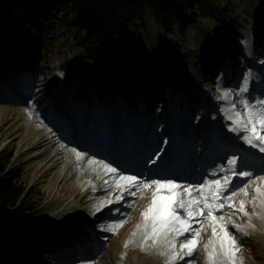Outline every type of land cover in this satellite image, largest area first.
Masks as SVG:
<instances>
[{"label": "rangeland", "instance_id": "rangeland-1", "mask_svg": "<svg viewBox=\"0 0 264 264\" xmlns=\"http://www.w3.org/2000/svg\"><path fill=\"white\" fill-rule=\"evenodd\" d=\"M43 2L46 0H37L34 4L37 6L38 3L42 8ZM48 6L50 0L45 9ZM58 22L63 23V18ZM3 25L12 32L20 46L17 51L14 50L16 46L0 47V148L11 150L14 155L12 163L21 171V181L37 197V207L32 218L20 222L19 233L9 238V244L0 246L4 250L0 253V264H73L70 194L66 193L70 182L58 184L54 179L55 175L57 179L60 177L65 165L55 170L51 177H44L46 168L38 169L43 163L38 156L44 149H31L38 132L41 129L52 130L49 125H53L48 116L40 118V113L46 110L40 112L35 103L37 89L48 88L46 93L49 95L62 85V90L66 91L65 67H61L65 63L64 24L51 32L53 24L45 26L44 40L34 29L10 23L4 18ZM19 58L24 60L21 64L24 68L19 67L15 71L17 68L12 66V62ZM19 71L26 74L25 82L16 81L21 77ZM26 87L33 90V97L23 98L21 91ZM45 101L43 97L41 103ZM44 121L50 124L46 125ZM19 126H23L21 132L17 131ZM57 126L52 134H58ZM66 202L69 204L61 212Z\"/></svg>", "mask_w": 264, "mask_h": 264}, {"label": "snow or ice", "instance_id": "snow-or-ice-1", "mask_svg": "<svg viewBox=\"0 0 264 264\" xmlns=\"http://www.w3.org/2000/svg\"><path fill=\"white\" fill-rule=\"evenodd\" d=\"M264 63V61H262ZM250 73H245L244 83L241 84L239 91L241 93L247 92V80ZM228 91L225 90V95L222 99H228ZM220 99V98H218ZM242 105L247 113L246 116H242L239 111H235V104L231 105L234 111V123L237 128L247 132V136L241 137L249 145L257 147L260 152H264V99L257 98L255 103H250L246 98L242 100ZM257 125H259V131H257ZM236 131V128L232 129ZM167 143V141H165ZM153 158L150 163H155L156 159ZM77 159H81V154L77 153ZM227 163L231 166L236 165V158H230ZM105 169L111 173H117L118 169L104 165ZM240 176L252 175L249 171H241ZM264 179V177H262ZM119 181H125L127 187L125 191H128L130 195L136 196L137 192L143 194L142 190H151V200L145 211L142 213V223L137 225V230L142 231L144 234L143 243L151 241L153 245L163 242L170 245V250L164 253L166 256H170L169 264H175L178 258H182L184 254L191 256L197 248V239L201 235V230L192 229L189 221L194 217L204 215V210L207 209V216L212 218L213 223L217 221V218L212 215L213 211L222 210L225 207V203L222 201H231L233 194H229L227 197H221L219 193L225 189V185L228 184V178H224V184H221L220 180L209 181L208 183H201L200 185H183L173 179H152L148 182H143L140 177L134 175H120ZM135 188L137 191H131ZM166 190L167 195H159L161 191ZM207 190V194H206ZM198 193V197L193 198L192 193ZM256 192L259 193L260 189L257 188ZM247 195V192H245ZM211 201V202H210ZM216 201H221L216 203ZM243 200L240 201V207L238 211L243 212L245 216L248 215L244 211ZM193 205L196 206V212L193 213L191 209ZM230 208L232 204L228 205ZM183 210L185 215H181L177 210ZM223 220L224 217L219 218ZM231 222V217H229ZM122 225L117 224L115 227ZM251 226V225H250ZM237 229H240L239 225H235ZM213 239H209L208 243L204 245L207 250L209 246H212V251H208L209 264H236L235 254L238 251L236 242L230 238L227 229L221 226L223 232V238L219 241V252L217 251V230L216 227H212ZM191 232V238L186 237L184 241L180 242L179 249L177 250L176 238ZM136 235L135 232L132 233ZM131 243V241H130ZM127 246V245H126Z\"/></svg>", "mask_w": 264, "mask_h": 264}, {"label": "trees", "instance_id": "trees-1", "mask_svg": "<svg viewBox=\"0 0 264 264\" xmlns=\"http://www.w3.org/2000/svg\"><path fill=\"white\" fill-rule=\"evenodd\" d=\"M35 2L37 0H0V47L16 46L14 50L17 51L20 46L12 32L3 25V18L10 23L34 29L43 40L46 37L45 26L53 24L51 32L63 25L58 22L63 18V0H50V6L46 9L45 4L49 0L43 2L42 8L38 3L35 6ZM13 156L11 150L0 148V246L4 247L9 244V238H14L19 233L17 229L20 222L25 218H32L37 207V197L21 181L22 173L13 165ZM1 252L4 253V250L0 249Z\"/></svg>", "mask_w": 264, "mask_h": 264}, {"label": "bare ground", "instance_id": "bare-ground-1", "mask_svg": "<svg viewBox=\"0 0 264 264\" xmlns=\"http://www.w3.org/2000/svg\"><path fill=\"white\" fill-rule=\"evenodd\" d=\"M61 67H65V63L61 65ZM57 86V84H55ZM40 89L45 90L43 87H40ZM41 91V90H40ZM35 95V103L38 104V108L40 112L45 111V104L47 101L42 102V95H44V92H38ZM47 94V93H46ZM45 94V95H46ZM56 97L60 98L62 102H64L66 105H58L56 103V100H54V108L53 113L56 111H61L64 115L59 119V122H62L65 118L67 120V103H66V91L65 90H59L58 93L55 95ZM21 114H26L25 112H21ZM47 115L45 113H40V118H45ZM45 124L49 125L50 123L47 121ZM50 129H41L38 132L37 138L34 140V144L31 146L32 150L35 149H44L43 153L38 156V159H42L43 163L41 166L38 167L39 171H42L43 168H46V170L43 172L44 177H51L55 170H59L63 167L62 174H60V177L57 179L56 175L54 176V179L56 180V183L61 184L63 181L70 182L69 181V155H68V142H66L64 139H62L57 133L52 134L53 131H55L54 127L55 125L50 124ZM59 127L63 130L66 129L65 133H68L67 124L66 128L64 127L63 123L59 124ZM23 130V126H19L17 128V131L21 132ZM68 137V135H67ZM31 139V138H30ZM65 143V144H63ZM63 144V145H62ZM31 168H34L31 166ZM67 194H70V189L66 191ZM67 200V199H66ZM69 202H66L63 205V208L61 212H64L66 210V207L68 206ZM68 251V248L66 249Z\"/></svg>", "mask_w": 264, "mask_h": 264}]
</instances>
